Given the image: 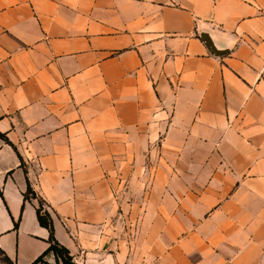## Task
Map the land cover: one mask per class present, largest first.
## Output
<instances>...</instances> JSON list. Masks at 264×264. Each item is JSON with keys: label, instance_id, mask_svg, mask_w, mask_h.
<instances>
[{"label": "crops", "instance_id": "1", "mask_svg": "<svg viewBox=\"0 0 264 264\" xmlns=\"http://www.w3.org/2000/svg\"><path fill=\"white\" fill-rule=\"evenodd\" d=\"M39 201L77 264H264V0H0V264Z\"/></svg>", "mask_w": 264, "mask_h": 264}, {"label": "trees", "instance_id": "2", "mask_svg": "<svg viewBox=\"0 0 264 264\" xmlns=\"http://www.w3.org/2000/svg\"><path fill=\"white\" fill-rule=\"evenodd\" d=\"M26 192L34 193L29 185L27 186ZM24 196L26 197L27 194L25 193ZM37 218L41 224L47 226L49 229V245L44 250V252L46 253V252L52 251L55 257L61 260L62 264H77L73 260L72 255L70 254L68 248L60 244L55 238L54 231H53L52 217L50 213L46 209L43 208L42 201H39V205L37 207ZM16 225H17V222L15 223V226ZM0 253L2 254L1 251ZM40 258L41 256L37 257L31 264H34Z\"/></svg>", "mask_w": 264, "mask_h": 264}, {"label": "rangeland", "instance_id": "3", "mask_svg": "<svg viewBox=\"0 0 264 264\" xmlns=\"http://www.w3.org/2000/svg\"><path fill=\"white\" fill-rule=\"evenodd\" d=\"M34 264H62L60 259H57L54 255L41 256Z\"/></svg>", "mask_w": 264, "mask_h": 264}, {"label": "water", "instance_id": "4", "mask_svg": "<svg viewBox=\"0 0 264 264\" xmlns=\"http://www.w3.org/2000/svg\"><path fill=\"white\" fill-rule=\"evenodd\" d=\"M204 39L207 42V44L209 45V47L213 53H216V54L222 53L223 50L216 48L208 37H204Z\"/></svg>", "mask_w": 264, "mask_h": 264}, {"label": "built area", "instance_id": "5", "mask_svg": "<svg viewBox=\"0 0 264 264\" xmlns=\"http://www.w3.org/2000/svg\"><path fill=\"white\" fill-rule=\"evenodd\" d=\"M0 255H1V253H0ZM124 264H128V263H124Z\"/></svg>", "mask_w": 264, "mask_h": 264}]
</instances>
